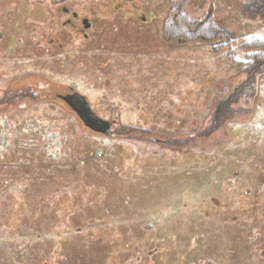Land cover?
I'll return each instance as SVG.
<instances>
[{"label": "rangeland", "instance_id": "1", "mask_svg": "<svg viewBox=\"0 0 264 264\" xmlns=\"http://www.w3.org/2000/svg\"><path fill=\"white\" fill-rule=\"evenodd\" d=\"M60 1L0 0V264H198L213 240L260 239L264 75L229 59L246 65L242 40H264L253 0H188L235 38L218 53L163 40L168 0ZM75 93L109 135L62 99ZM80 179L88 204L62 208L58 190Z\"/></svg>", "mask_w": 264, "mask_h": 264}, {"label": "trees", "instance_id": "2", "mask_svg": "<svg viewBox=\"0 0 264 264\" xmlns=\"http://www.w3.org/2000/svg\"><path fill=\"white\" fill-rule=\"evenodd\" d=\"M187 2L188 0H168L169 10L161 28L163 40L173 46L205 43L211 45L214 53L222 52L227 48L232 51V44L235 42V38L232 37V34L217 26V24L212 20L211 15L202 19H194L190 17L185 11ZM247 11L250 17H264V0L251 1L247 5ZM241 46L243 49L248 51V53H250L247 55V58H249L247 64L244 65L245 63L241 60L235 61V58L232 55L229 56V59L233 60L235 64L245 72H247L248 65V73L254 75L255 72H257L258 66L264 62V40L254 38L247 41L244 39L242 40ZM244 66L245 69H243ZM248 93L250 95H248ZM75 94L86 99L78 93ZM254 94L255 89L252 91V88L250 87V91L247 92V96L253 98ZM238 98L239 97L237 95L235 99L234 97L228 99L227 105H224L225 103H221L219 113L223 114L227 112L228 115H231L233 111L230 109V105H234ZM166 143L167 146L173 147V145L169 142ZM90 184L91 183L86 181L83 182V179H80L76 183H72L71 181L65 182V184L58 190L59 196L64 197V200L62 201V208L70 207L74 209V202L87 205L88 201L86 197L89 192L88 187ZM94 186L98 190L100 184L96 183ZM71 190L75 191V193L83 195L82 200L74 199L71 203L69 195ZM37 206L41 208L40 204H37ZM43 207L47 208V205H43ZM64 214L68 215L69 211L67 209L63 210L55 221V224L57 223L62 227L67 225L66 216H63ZM259 238L260 239L250 238L248 240L247 234L236 233V241L234 242L231 241L229 243H224L225 241L213 240L211 245L216 248L217 252H214L211 256V253H208L207 245L194 255V259L198 261V264H264V234H261ZM245 249L247 251H245ZM205 257H207V259L203 260L202 258Z\"/></svg>", "mask_w": 264, "mask_h": 264}, {"label": "water", "instance_id": "3", "mask_svg": "<svg viewBox=\"0 0 264 264\" xmlns=\"http://www.w3.org/2000/svg\"><path fill=\"white\" fill-rule=\"evenodd\" d=\"M88 23V22H87ZM62 99L69 104L73 111H75L81 120L89 128L99 131L103 134L109 135L111 123L100 119L90 108L86 99L74 94Z\"/></svg>", "mask_w": 264, "mask_h": 264}, {"label": "flooded vegetation", "instance_id": "4", "mask_svg": "<svg viewBox=\"0 0 264 264\" xmlns=\"http://www.w3.org/2000/svg\"><path fill=\"white\" fill-rule=\"evenodd\" d=\"M65 7H63L62 8V11H63V9H64ZM65 10H66V8H65ZM67 15H69V16H71L72 17V19H70V20H68L67 22H65L64 23V27H69V29H71V31H72V34H74V36L76 35V31H79L80 33H78V34H81L82 35V37H85V36H87L85 33H84V29H81V30H77L76 28H75V25H76V23H75V21L79 18L78 16L79 15H77L75 18H74V16H73V11H68L67 13H66ZM79 24V23H78ZM89 24V23H88ZM82 27H83V24H82ZM248 65H247V77H248V80L249 81H251L250 80V77H249V73H248ZM259 74H262V75H264V62H262V64L260 65V66H258V68H257V72H255V74H254V79L256 78V76H258ZM253 79V80H254ZM255 83V82H254ZM253 83V84H254ZM247 84L248 85H250L251 84V82H247ZM247 92H249L250 91V86L249 87H247ZM71 95H74V94H68V95H66L65 97H67V96H71ZM23 96H25V95H23Z\"/></svg>", "mask_w": 264, "mask_h": 264}, {"label": "crops", "instance_id": "5", "mask_svg": "<svg viewBox=\"0 0 264 264\" xmlns=\"http://www.w3.org/2000/svg\"><path fill=\"white\" fill-rule=\"evenodd\" d=\"M56 1H58V4H59V6H63V2L62 1H60V0H56ZM66 1V0H65ZM70 1V0H69ZM73 2H75V3H78V2H82V3H89L90 5H92V7H93V5H94V9H96V10H98V11H101L102 9H100V7H99V4L100 3H104V2H110V1H113V0H72ZM123 2H128V1H123ZM94 3V4H93ZM129 3V2H128ZM51 4H52V6H55V1H52L51 2ZM168 5V4H167ZM64 10V9H63ZM168 10H169V6L167 7V13H166V15H165V18H166V16H167V14H168ZM142 17V16H141ZM143 20H144V18H143ZM145 20H147V19H145ZM165 20V19H164ZM164 22V21H163ZM88 23H90V21L88 22ZM91 27H92V25H91ZM161 28H162V26H161ZM77 33H76V35L75 36H82L81 34H78V33H80L79 31H76ZM74 35V34H73ZM162 36V35H161ZM87 36H85V38H86ZM188 137H191V136H188Z\"/></svg>", "mask_w": 264, "mask_h": 264}]
</instances>
